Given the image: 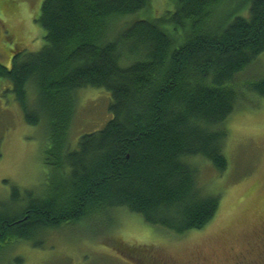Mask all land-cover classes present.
<instances>
[{"label": "trees", "instance_id": "16d2710c", "mask_svg": "<svg viewBox=\"0 0 264 264\" xmlns=\"http://www.w3.org/2000/svg\"><path fill=\"white\" fill-rule=\"evenodd\" d=\"M150 1L46 0L42 51L0 63L26 123L45 122L49 139L44 194L14 188L0 208V262L40 234L119 210L181 238L217 216L221 198L200 186L194 162L224 174L227 120L248 94L264 99V78L248 76L264 53V0H172L161 17L139 19ZM87 88L111 94L113 118L72 150L76 94Z\"/></svg>", "mask_w": 264, "mask_h": 264}, {"label": "rangeland", "instance_id": "374dc122", "mask_svg": "<svg viewBox=\"0 0 264 264\" xmlns=\"http://www.w3.org/2000/svg\"><path fill=\"white\" fill-rule=\"evenodd\" d=\"M45 1L0 0L3 66L12 68L16 49L29 55L46 45V32L37 23ZM173 8L172 0H151L139 19L153 21ZM132 21L125 19L120 29ZM248 76L264 78V53ZM12 90L9 80L0 79V208L9 203L14 188L44 194L49 178L47 125L27 124ZM111 103V94L103 89L77 92L72 150L82 136L106 127L113 118ZM225 126L227 171L220 174L201 158L194 162L200 186L221 198L217 216L204 230L182 238L168 235L124 209L113 218L40 234L37 247L18 244L0 264H140L138 260L150 263L153 255L165 264H264V99L248 94Z\"/></svg>", "mask_w": 264, "mask_h": 264}, {"label": "flooded vegetation", "instance_id": "af4514ba", "mask_svg": "<svg viewBox=\"0 0 264 264\" xmlns=\"http://www.w3.org/2000/svg\"><path fill=\"white\" fill-rule=\"evenodd\" d=\"M138 262H139L140 264H151V261H150V263H145V262H143L142 260H138Z\"/></svg>", "mask_w": 264, "mask_h": 264}]
</instances>
